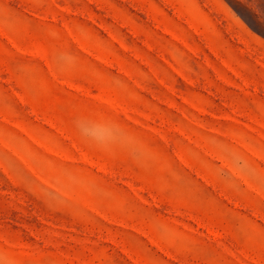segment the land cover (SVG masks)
Segmentation results:
<instances>
[{
    "label": "rangeland",
    "instance_id": "obj_1",
    "mask_svg": "<svg viewBox=\"0 0 264 264\" xmlns=\"http://www.w3.org/2000/svg\"><path fill=\"white\" fill-rule=\"evenodd\" d=\"M0 264H264V0H0Z\"/></svg>",
    "mask_w": 264,
    "mask_h": 264
}]
</instances>
